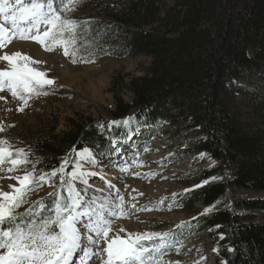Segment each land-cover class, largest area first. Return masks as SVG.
I'll return each mask as SVG.
<instances>
[{
    "label": "trees",
    "instance_id": "16d2710c",
    "mask_svg": "<svg viewBox=\"0 0 264 264\" xmlns=\"http://www.w3.org/2000/svg\"><path fill=\"white\" fill-rule=\"evenodd\" d=\"M79 20L81 52L99 48L119 59L152 58L142 76L129 78L131 102L114 93L111 118H143L151 126L181 122L195 138L193 152L215 161L204 178L218 180L181 199L185 211L197 202L212 209L238 191L262 194L236 197L231 208L189 226L207 231L224 264H264V0H106ZM67 123L57 137L32 142L34 165L58 169L61 159L83 148L110 160L114 136L108 133L114 130L105 133L100 121L87 117ZM74 183L82 198L93 192ZM27 213L18 217L27 219Z\"/></svg>",
    "mask_w": 264,
    "mask_h": 264
},
{
    "label": "rangeland",
    "instance_id": "374dc122",
    "mask_svg": "<svg viewBox=\"0 0 264 264\" xmlns=\"http://www.w3.org/2000/svg\"><path fill=\"white\" fill-rule=\"evenodd\" d=\"M104 1L78 0L75 11L66 15L79 23L84 15L100 10ZM83 34L80 30L76 43L78 51L69 56H65L60 47L47 51L44 45L33 40L15 39L0 48V56L7 52L30 58V67L46 73L45 78L54 81L42 89L47 91V95H33L27 105L7 90L0 92L11 96L10 101L0 103V126L4 129L0 131V140H7L13 152L22 149L29 161L24 167L34 168L35 176L39 177L50 174L57 166L34 165L30 158L34 154L32 142L35 139L57 137L67 130L68 118L87 117L100 121L105 133L114 130V134H108L114 136L115 152L108 162L96 159V164L92 165L81 161L83 168L80 170L96 173L87 176L86 185L93 192L83 198L85 202L95 200L99 204L116 201L117 195L124 197L127 216L108 217L112 221L109 237L118 235L127 239L130 235L168 234L167 246L161 248L163 254L159 255V264H224L218 258L215 242L207 231L189 225L199 216L231 208L236 197L243 199L262 194L238 191L236 196L230 195L212 209H206L197 202L192 208L194 210L185 211L181 199L191 191L218 180L215 176L204 178V171L213 168L215 161L207 153L193 152L195 138L181 126V122L180 127L168 123L151 126L143 118L138 121L128 116L123 122L112 119L109 112L115 108L114 93L125 102H131L133 94L127 88L129 78L142 76L151 66L152 58L132 55L119 59L107 56L99 48H85L81 52ZM13 44L18 46L10 51ZM69 51L71 53L72 50ZM73 59L77 62L73 63ZM240 82L246 86V80ZM125 121L129 122L128 125L124 124ZM73 158L75 161L78 159L75 154L61 159L58 166V169L64 166L66 180L67 173L73 168L70 170ZM9 167L8 163L0 165V191L12 192V186H19L13 177L25 174L23 171L10 172L7 170ZM2 182L7 184L2 186ZM37 183H42V186H37ZM31 188L25 197L26 202L16 209L18 216L55 196L60 189L59 173L51 180L45 176L43 182H33ZM53 199L44 204L51 206ZM141 243L154 250L160 245V240L153 236ZM106 246L103 242L91 246L96 255L91 257L90 264H105L107 255L102 249ZM73 264H80V259L74 258Z\"/></svg>",
    "mask_w": 264,
    "mask_h": 264
},
{
    "label": "snow or ice",
    "instance_id": "6c2138e0",
    "mask_svg": "<svg viewBox=\"0 0 264 264\" xmlns=\"http://www.w3.org/2000/svg\"><path fill=\"white\" fill-rule=\"evenodd\" d=\"M77 3L78 0H59L58 4L57 0H0V48L15 39L33 40L44 45L47 51L60 47L65 56L74 55L78 51L76 43L81 25L66 13L75 11ZM0 60L10 66L0 69V92L9 91L25 105L33 95L48 94L42 89L54 81L46 79V73L30 67V58L15 53L2 55ZM128 123L124 122L125 125ZM3 130L0 126V131ZM129 132L131 134V130ZM76 155L78 159L67 173V180L63 165L50 174L36 177L34 168L24 167L29 161L23 150L13 152L7 140H0V165L8 163V171L25 173L13 177L19 186H12V192L0 191V264H73L74 258H79L80 264H90L91 257L96 255L91 246L102 242L107 245L102 249L107 255L105 264H159V255L163 254L161 248L167 246L168 234L110 238L112 221L108 217L127 216L124 197L117 195L116 201L99 204L95 200L85 202L74 182L80 180L87 184V176L96 175L80 170L83 168L81 161L95 165L96 156L89 148H83ZM58 173L60 189L55 193L52 205L39 202L29 209L27 219L18 217L16 209L26 202L33 182H43L45 176L51 180ZM65 192L67 194L63 195ZM153 236L160 240L154 250L141 243Z\"/></svg>",
    "mask_w": 264,
    "mask_h": 264
},
{
    "label": "bare ground",
    "instance_id": "6f19581e",
    "mask_svg": "<svg viewBox=\"0 0 264 264\" xmlns=\"http://www.w3.org/2000/svg\"><path fill=\"white\" fill-rule=\"evenodd\" d=\"M18 46V44H13V45H11V47H9V50L10 51H13V49H16V48H14V47H17ZM22 49H24V48H22ZM18 51H19V49H18ZM0 53H2V52H0ZM6 54H7V52H6ZM8 55H12V54H8ZM8 67H10L8 64H7V62L6 61H3V60H0V69H6V68H8ZM11 100V96H10V94H5V93H0V103H4L5 101H10ZM6 103V102H5ZM1 125V124H0ZM5 180V179H4ZM3 184H7V183H3L2 182V186H3ZM1 188V187H0ZM12 191V190H11ZM5 192V191H4Z\"/></svg>",
    "mask_w": 264,
    "mask_h": 264
}]
</instances>
